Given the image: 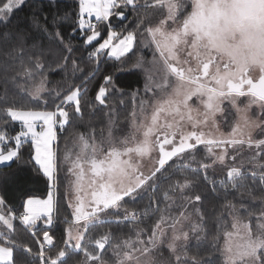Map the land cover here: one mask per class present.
Listing matches in <instances>:
<instances>
[{"label":"snow or ice","instance_id":"1","mask_svg":"<svg viewBox=\"0 0 264 264\" xmlns=\"http://www.w3.org/2000/svg\"><path fill=\"white\" fill-rule=\"evenodd\" d=\"M24 3L25 0H7L2 3L0 22H7L14 10ZM129 6L137 11L141 6L140 0H78L79 28L84 30L87 27L90 31L86 42L91 44L101 35L91 17L94 16L97 22L108 21L114 16L123 18L124 9ZM143 6L158 8L154 24L150 17H145L149 20L148 24H145V19H141L137 29L123 35L112 30L109 25L107 38L90 54L98 56L108 50L109 58L120 61L133 53L137 31L144 25L143 32L150 38L146 39L145 47L154 45L153 59L145 62L144 57L140 56L133 68L143 69L146 73L145 92L153 94V110L149 124H137L136 114L133 113V126L137 132L142 130V138L138 139L132 134L117 143L109 131L108 148L105 151L103 142L97 144L93 138L90 143L81 134L80 151L75 154V158L72 153H65L64 160L71 165L67 171L76 176L74 217L80 227L75 232L69 228L59 243L54 234H50L53 223L51 192L46 200L27 199L22 205V213H17L0 197V223L7 229V232L0 231V264H109L105 259L108 248L112 250L114 264H156L152 252L165 235L161 228L163 216L153 227L147 242L139 238L142 231L139 229L135 240L129 237L116 241L110 230L96 234V230L106 224L119 225L125 220H137L135 212L123 207L125 198H135L146 186L153 187L151 182L157 174L173 167V158L190 156L194 161L200 145L206 147L211 158V163L199 164L205 172L217 163L224 165L229 148L239 153L245 145L257 150L251 157L253 166L264 169V163H259V158L264 155V138H253L251 129L258 125L247 117L253 105H257L264 113V0H190V7L185 0H144ZM85 14L89 19L84 18ZM22 51V48L13 50L15 56H21ZM6 55L12 56L13 53ZM42 68L43 64L37 57L34 69L25 67L23 73L18 75L31 76L34 70ZM257 71L259 75L254 77L253 73ZM111 81V76L105 77V85ZM41 91V88H37L32 93L33 99H39ZM106 95L107 87L101 86L95 99L104 105ZM241 98H246V102ZM147 103V100L141 102V113ZM66 104H74L75 114H81L79 88L65 95L56 105L55 111H25L14 107L0 109L12 122H20L21 125L20 131L14 136L0 128V165L10 166L11 163L19 162L22 158L20 149L30 139L34 155L30 153L27 162L38 165L39 170L52 181L57 170L56 153L52 148L53 141L57 139L55 126L59 124L63 130L70 123V113L64 107ZM225 105L243 114V125L237 123L233 126L228 138H206L203 129L209 125L213 128L217 126V115L225 113ZM130 142L133 146H129ZM166 145L171 146L170 150L166 149ZM156 146L159 155L153 158L152 152ZM214 147L220 148L221 152H214ZM146 159L148 163L154 161L147 176L142 171ZM231 159L235 161L236 155H232ZM85 164L89 165L92 173L87 185L91 189L88 211H85L84 197L81 195L87 194L83 183ZM181 164L190 168V164L183 159ZM179 167L176 165V170ZM251 174L255 179L257 173L252 171ZM244 179L242 168L232 166L227 170V180L220 181V184L235 189L242 186ZM259 179L264 184V172L260 173ZM191 186V181L186 177L183 182L177 180L163 194L164 199H171L170 192L179 191L183 195ZM194 200L201 201V196L196 195ZM5 207L8 209L7 214L4 212ZM225 207L236 211V206L231 202ZM179 216L180 219L171 225L168 248L176 264H201L197 256L187 253L189 232L177 227L187 216L185 212H180ZM42 219L43 227L38 225ZM17 220L19 225L14 223ZM233 220L231 227L237 231L224 232V264H264V210L257 218L255 230L237 216H233ZM17 227H23L32 236L37 245L36 251L30 245L12 238ZM191 231L199 232L200 227L194 225ZM234 235L237 237L235 241L232 239ZM197 239L199 241L200 237L197 236Z\"/></svg>","mask_w":264,"mask_h":264},{"label":"trees","instance_id":"2","mask_svg":"<svg viewBox=\"0 0 264 264\" xmlns=\"http://www.w3.org/2000/svg\"><path fill=\"white\" fill-rule=\"evenodd\" d=\"M6 1L0 0V6ZM140 5L137 11H133L131 6L126 8L123 18L117 16L110 18L113 24L118 25V29L115 28L116 31L125 33L137 29L138 21L145 19V17H150L152 23L156 21L158 8L156 6L144 7V0H140ZM78 12V0H25L24 4L14 10L7 22H0V109L14 107L16 109L55 111L56 105L60 104L65 95L77 88L82 90L80 95L82 102L81 114H75V107L72 105L69 110V125H66L63 130L60 127L56 129L57 152L58 149L61 151L63 148L67 136L70 138L75 132H87L88 130L97 132L96 128L110 122L112 115L115 113L125 114L126 105L122 104V101L120 103V97L117 96L120 91L118 89H121L122 93H128L142 87L144 82L143 72L125 70L127 65H132V57H137L139 54V39L146 35L143 32L144 25H141L140 30L137 31V38L140 32L141 34L133 49L135 54L129 53L120 61L109 58L107 52L99 53L98 56H91L90 54L95 51L98 44L107 36V23H97L98 29L102 31V37L91 46H86L85 38L90 34V31L79 28ZM148 23L149 20L145 19V24ZM18 48L23 49L21 56H15L13 52L14 49ZM69 48L71 49L70 52L68 51ZM7 53H13V55H6ZM37 57L40 58L43 64L42 69L34 70L35 74L31 76L18 75V73H23L25 67L34 69V61ZM65 58L67 59L65 60ZM107 76L112 77L111 82L114 83L117 89L111 90L112 93H109L106 97L107 104L101 106L98 105L95 96L101 86H110V84L105 85V77ZM41 79H44L46 83V91L40 99H33L30 89L35 87ZM57 93H59V96H57ZM120 125L121 123H119ZM0 128L7 131L9 135L14 136L20 131L21 126L18 122H12L4 112H0ZM24 147L30 148L25 156L29 155V161L30 153L33 154L30 141H25ZM25 162L27 166L23 167L25 169H22L21 173H16L15 168L19 166L20 161L0 168V174H6L4 183L0 180V187L2 186L1 189L4 193L3 198L7 205H10L17 213L23 212L22 205L28 194L44 196L49 191V183L41 174L38 166L34 162H29V164L27 160ZM178 171L175 174L168 175L165 179L163 178L161 185L167 187L175 179L180 181L182 178L179 177L183 176ZM209 177L205 179L200 174L199 179L193 182L187 194H199L203 197V211L206 216L205 223L208 235L210 238H214L217 233L218 214L225 209V202L237 204L238 196L241 194L240 190L242 189V194H245L246 191H243L242 186L235 189L230 186L225 188L220 182L217 183V176L215 178H212L214 176ZM250 178L254 180L253 177ZM188 179H193V177ZM256 179L259 180L258 185H255V187L252 185V189H249L252 195L264 193V184L261 183L259 178ZM151 183L153 186L155 185L154 181ZM145 189L146 191L140 194L135 202L128 203V210L135 212L136 215L145 212V210L150 212L147 207L148 204H151L153 187L146 186ZM159 189L160 187L156 188L154 196L157 197ZM161 205H163L162 201H158L156 206L159 210L152 206L151 212L147 216H143L139 222L136 221L146 230V234H151V226L157 219ZM68 218L75 220L74 215L72 216L66 208L65 201L58 194L55 201L54 224L50 229L57 243L66 236V229L69 225ZM111 219H114V217ZM14 223L19 225L18 220ZM39 225L41 226V224ZM132 226L133 223L130 220L123 221L119 225L106 224L103 228H98L96 234L110 230L116 241L118 239L122 240L126 236L134 235L131 232V229H134ZM16 230L18 232L14 231L12 238L30 245L33 251H36L37 245L34 243L32 236L23 227H17ZM202 248L203 246L199 245L194 247V250H196V253L199 252L203 258L209 255L206 257L204 264H223L220 255L214 250L208 248L204 251ZM109 256L110 248L106 251L105 259Z\"/></svg>","mask_w":264,"mask_h":264},{"label":"rangeland","instance_id":"3","mask_svg":"<svg viewBox=\"0 0 264 264\" xmlns=\"http://www.w3.org/2000/svg\"><path fill=\"white\" fill-rule=\"evenodd\" d=\"M185 3H188L189 7H190V0H185ZM115 11H119V10L116 9ZM124 12H126V8H125ZM84 18L86 20L89 19L86 16V14H85ZM90 19H91V21H96L94 16L91 17ZM103 22L107 23L106 29L108 31H109V27H108L109 25L111 26L112 30L116 31V29H118L117 28L118 25L113 24L111 22V19H109L108 21H103ZM154 23L155 22H153V24ZM84 30H88L87 27H85ZM117 32L121 33L122 35L126 34V32L125 33L121 32V31H117ZM144 33H146V32H144ZM140 34H141V32L139 33V36L137 38V42H138V39L140 37ZM106 38H107V36L104 39H106ZM121 38H122V36H121ZM146 39H150L149 37H147V33H146V35H144L143 37H141L139 39V46H138V47H140L139 48V54L137 55V57H132L133 58L132 65H127L126 69H125V70H136V71L143 72L144 82H143L142 87H139L138 89L133 90V91L128 92V93H122L121 92L122 90L118 89L120 91L118 92L117 96L120 97V103L123 102L122 104L126 105L125 114H122L120 112L122 115L121 116V115H119L118 112L115 113L114 115H112V119L110 122L105 123L103 126H101L99 128H96L97 132H94V130L92 132H90L88 130L87 132H79V133L75 132V134L73 136H71L70 138H68V136H67L66 141H65L66 143L64 144L61 151L58 149V152H57L56 143H55V141H53L52 148H53V151L56 153V159L58 160L57 161V169H58L57 174L55 172L54 173V179L52 181H50L48 179V177H46L43 174V172L40 170L41 174L47 179V181L49 183V188H48L49 191L44 196H35L32 194H28L24 200V203L29 198L38 199V200H46L48 198L49 193L51 192L53 195V209H52V213H51L52 221H53L52 225L54 224V219H55V201H56L58 194L62 197L63 201H65L66 208H68V210L70 211V214H72V216H73L74 212H75V205H76L77 201L75 198L74 184L76 181V176L67 171V169L71 165H70V163L65 162L64 155L66 152H70V153H72L73 159L75 158V154L80 151L79 136L81 134L84 135L85 138H87L90 143L92 142L93 138L97 144H100L101 142H103V147L106 151L108 148L109 131H111V134H112L111 138L114 141H116L117 143L120 140L124 139L125 137H131L132 134H135L138 139L142 138V130L137 132L133 126V123H132L133 113L136 114L135 119H136L137 124H140L141 122H143L144 124L150 123L152 110H153L152 109L153 94L151 92H149V93L145 92V84H146V73H145V71L143 69L133 68V64L136 62L137 58L140 56L144 57L145 62L151 61L153 59L154 45H149L148 47H145ZM101 42H103V40ZM107 51L108 50H105L101 53H105ZM157 56H158V53H157ZM33 74H35V72H33ZM253 75H259V72L258 71L254 72ZM255 77H257V76H255ZM37 88L42 89V91L40 92V98H41L43 96L44 92L46 91V88H47L46 83L44 82V79H41L40 82L37 83L35 87L30 89L31 90L30 93H31L32 98H33L32 93L35 92ZM113 89H117V87L114 85V83L111 82L110 86L107 87V95L109 93H112L111 90H113ZM79 91H80V95H81L82 90L79 89ZM107 95H106V97H107ZM241 99L246 102V98H241ZM145 100H147L148 103L143 106L144 111H143V113H141V102L145 101ZM81 104H82V102H81ZM106 104H107V101L104 105H106ZM98 105H101V104L98 102ZM101 106H103V105H101ZM64 107L69 112L70 107H72V105L66 104V105H64ZM74 107H75V105H74ZM225 107L227 108L225 113L223 115H221V114L217 115V126L215 128H213L211 125H209L208 127H205L203 129V131L206 133V138H220V137L228 138L229 133L231 132V128L233 126H235L237 123H239L240 125H243V123H244V121L242 119L243 114H238L235 111V109H232L227 105H225ZM20 110L27 111L29 109H20ZM35 111H51V110H35ZM247 117L250 121H255L258 125L257 127H253L251 129L253 138H255V139L264 138V113L261 112L260 108L257 105H253L249 109V111L247 112ZM18 123L20 125V122H18ZM40 123H42V122H40ZM119 123H121L120 126H119ZM57 127H59V124H57L55 126L56 129H57ZM37 130H39V126H38ZM161 139H162V137H161ZM153 140H155V136H153ZM26 141H30V139L26 140ZM177 143H178V138H177ZM129 146H133L131 144V142H130ZM165 147L168 150H170V148H171V146H168V145H166ZM198 148H199V151L196 152L194 161L191 159L190 156H185L182 158H174L173 160L175 161V164L173 165V167L168 168V171H165L162 174L158 173L154 182L161 183L163 178L165 179V177H167L168 175L173 173V169H176V165L181 164V159H183L188 164H190V168H186L189 171H187L185 168H179L178 173L181 176H183V177H179V178H182V179H180V181L183 182L185 177L187 179L189 177H193V179H188L193 184V182L196 179L197 180L199 179L200 174H198L197 172H193L191 170L192 167L193 166L199 167L200 162L211 163V158L207 154L206 147L204 145H200V146H198ZM29 150H30V148H28V147L25 148L24 146L22 149H20V151L22 153V158L20 160L19 166L15 167L16 173H21V171H23L22 169H25L23 167L27 166L25 160L28 161L29 155L27 157H25V156H26L27 152H29ZM255 151H257V150L249 149L246 145L244 146V148H242L239 151V153H234L233 150L231 148H229L228 158L226 159L224 165H220L217 163L213 167H210L206 170V174L210 175V177H212V176L218 177V175H221L222 178L225 177L227 180L228 168H230L232 166H239L242 168V172H243V175L245 177L243 184H242L243 191H246L245 194H242V189H241L240 190L241 194H239L238 199H237L238 203L237 204L232 203L236 206L235 212H233L232 209L225 207L223 212L218 214L219 217H218V221L216 224L217 233H216V236L214 238H210L208 235V231H207V227H206V223H205L206 222V216H205L204 211H203L204 199L201 195H200L201 201L196 202L194 200V197L196 196V194L195 195H188L187 194L188 190L190 191V189H191V188H189L185 191V193L183 195H181L179 193V191H177L175 193L170 192L171 199L165 200L163 194L166 191H169L170 185H173L178 179L173 180L172 183L168 184L167 187H163L162 185L158 186V188L160 187L159 194L157 195L158 201H162L163 205H161V209L157 215V219L155 220V222L151 226V232H152L153 227L157 223V221L160 220L161 217L163 216V221L161 222V228L163 229L165 235L162 238H160L162 240V242L152 252V256H153V259L156 262V264H176L174 256L172 255V253L170 252V250L168 248V240L172 235L171 225L177 219H180V216H179L180 212H185V214L187 216V219H184L182 224L177 225V227L182 228L183 231L189 232V240L186 242L187 253L189 256H193V255L197 256L200 259L201 264H204L206 262V257L209 255H207L205 252V254L207 256L205 258H203L199 252L196 253V250H194V247L199 246V245L203 246L202 250H204V251H206L208 248H211L212 250H214L217 254L220 255L222 262L224 264V261H225L224 248H225V240H226V237L224 236V232L225 231H231V232L235 233L237 231L235 229H232V227H231L232 223L234 222L233 216H237L242 222L248 223L249 226L252 227L253 230H255L257 218L259 217L260 212L262 210H264V193H257L256 195L255 194L252 195L250 190H249V189H252V185H254V187H255V185H258L257 183L259 182L258 179H255L253 182V180L250 178V173L252 171H255L256 173L262 172V171L264 172V169H262L258 166L254 167L253 163L251 162V157L253 156ZM214 152L220 153L221 149L214 147ZM234 154L236 155L235 161H233L231 159V156ZM33 155H34V149H33ZM158 155H159L158 146H156V147H154V151L152 152V157L158 158ZM27 163L29 164V162H27ZM153 163H154V161H153ZM153 163H148L147 159L145 160L144 167L142 168V171H143L145 176L149 175L150 171L152 170ZM172 163L173 162H171L170 164H172ZM259 163H264V155H262V157L259 158ZM5 166H8V164L0 165V168L5 167ZM84 167H85V176H84L83 183H84L85 190H86L87 194L81 193V195L84 197L85 211H88V210H90L89 203L91 201V195H90L91 189H88L87 185L91 179L92 173L90 171L89 165L85 164ZM180 167H183V165L181 164ZM38 168H39V166H38ZM202 170L205 172L204 169H202ZM5 176H6V174H3V175L0 174V180H2L3 183L5 181ZM201 176H202V174H201ZM125 183H127V181H125ZM1 187H0V197H3L4 193H3V190L1 189ZM244 188H246V189H244ZM144 191H146L145 188L142 191H140L139 195L144 193ZM139 195L135 196V198H127L124 202V205L126 207L124 205H123V207L124 208L129 207L128 203L135 202ZM227 203L228 202H225V205ZM69 205H72V206L70 207ZM7 211H8V209H7V207H5L4 208L5 214H7ZM122 211H123V209H121V212ZM250 213L252 215H249ZM201 217H202V219H201ZM67 221H68L69 225H68L66 231L69 228H71L73 230V232H75V230L80 227V224H77L75 222V220L73 221V220H71V218H68ZM125 221H129V220H125ZM80 223L82 224L83 221H81ZM132 223H133L132 227L134 229H131V232L134 233L135 236L129 235V236H126L124 239H127L129 237H131L133 240L137 239L136 232L139 229V230H142L139 238L143 239L145 242H147L149 240V237L151 234H146V230L143 229V227H141V224H137L136 221H132ZM39 224H41V226L42 225L45 226L43 224V219L41 221H38V225ZM194 225H198L200 227L199 232L193 233L191 231V228ZM0 231L7 232V229L3 226L2 223H0ZM15 232H18V231L15 229ZM50 234H51V232H50ZM197 236L200 237L199 241L197 239ZM232 239H233V241H235L237 239V237L234 235L232 237ZM119 240L120 239H118L117 241H119ZM107 260L109 261V264H114V257L112 255L111 249H110V256L107 258ZM189 264H190V262H189Z\"/></svg>","mask_w":264,"mask_h":264},{"label":"flooded vegetation","instance_id":"4","mask_svg":"<svg viewBox=\"0 0 264 264\" xmlns=\"http://www.w3.org/2000/svg\"><path fill=\"white\" fill-rule=\"evenodd\" d=\"M253 76H254V77H255V76L258 77V75H253ZM173 159H174V158H173ZM179 165H181V164H179ZM179 168H185V167H179ZM185 169H186V168H185ZM192 169H198V171H197L198 174H202L204 177H205V176L209 177V175H207L206 172H204V171H203L200 167H198V166H197V167L193 166ZM175 171H176V169H173V173H176V172H177V171H176V172H175ZM251 173H252V172H251ZM251 173H250V177H252V174H251ZM260 173H261V172H258V173H257L256 178H259ZM246 175H247V174H246ZM248 176H249V175H248ZM215 177H216V176H214L213 178H215ZM209 178H211V177H209ZM217 178H218V179H217V183L220 182V181H222V180L226 181V178H225V177L222 178L221 176H218ZM256 178H255V179H256ZM255 179H254V180H255ZM254 180H253V182H254ZM211 184L213 185V183H211ZM159 185H161V183H159V182H155V185L153 186V191H152L153 193H152V196H151V204H148V207H147V208L150 209V212H151V207H152V206H155V209L157 210V206H156V203H154V201L157 202V201H158V197L154 196V194L156 193V192H155V191H156V188H158ZM150 212H147V214H145V212H142L141 214H138V215H137V220H136V221L139 222L143 216H147ZM130 221H132V220H130Z\"/></svg>","mask_w":264,"mask_h":264},{"label":"water","instance_id":"5","mask_svg":"<svg viewBox=\"0 0 264 264\" xmlns=\"http://www.w3.org/2000/svg\"><path fill=\"white\" fill-rule=\"evenodd\" d=\"M118 18H121V17H119V16H117ZM100 31V30H99ZM100 33H101V35H100V37L98 38V40H100V38L102 37V31H100ZM86 40H87V37L85 38V45L86 46H91L92 44H94L95 42H97L98 40H96V41H93L91 44H88L87 42H86Z\"/></svg>","mask_w":264,"mask_h":264},{"label":"built area","instance_id":"6","mask_svg":"<svg viewBox=\"0 0 264 264\" xmlns=\"http://www.w3.org/2000/svg\"><path fill=\"white\" fill-rule=\"evenodd\" d=\"M92 23L97 24L98 22L97 21H92Z\"/></svg>","mask_w":264,"mask_h":264},{"label":"crops","instance_id":"7","mask_svg":"<svg viewBox=\"0 0 264 264\" xmlns=\"http://www.w3.org/2000/svg\"><path fill=\"white\" fill-rule=\"evenodd\" d=\"M23 209V208H22Z\"/></svg>","mask_w":264,"mask_h":264}]
</instances>
